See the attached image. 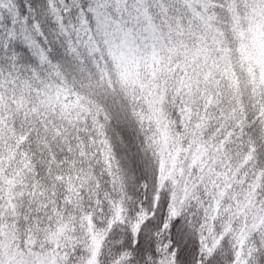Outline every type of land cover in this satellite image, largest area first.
<instances>
[{
    "label": "snow or ice",
    "instance_id": "snow-or-ice-1",
    "mask_svg": "<svg viewBox=\"0 0 264 264\" xmlns=\"http://www.w3.org/2000/svg\"><path fill=\"white\" fill-rule=\"evenodd\" d=\"M0 264H264V0H0Z\"/></svg>",
    "mask_w": 264,
    "mask_h": 264
}]
</instances>
